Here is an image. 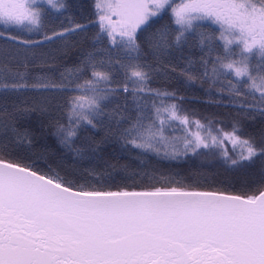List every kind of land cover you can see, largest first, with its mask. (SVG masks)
Segmentation results:
<instances>
[{
    "label": "trees",
    "instance_id": "obj_1",
    "mask_svg": "<svg viewBox=\"0 0 264 264\" xmlns=\"http://www.w3.org/2000/svg\"><path fill=\"white\" fill-rule=\"evenodd\" d=\"M174 2L112 43L96 0L37 4L33 27L0 18V70L30 78L0 88V160L82 193L264 191V49L177 23ZM96 52L107 61L90 68Z\"/></svg>",
    "mask_w": 264,
    "mask_h": 264
},
{
    "label": "water",
    "instance_id": "obj_2",
    "mask_svg": "<svg viewBox=\"0 0 264 264\" xmlns=\"http://www.w3.org/2000/svg\"><path fill=\"white\" fill-rule=\"evenodd\" d=\"M0 264H264V191L82 193L0 160Z\"/></svg>",
    "mask_w": 264,
    "mask_h": 264
},
{
    "label": "rangeland",
    "instance_id": "obj_3",
    "mask_svg": "<svg viewBox=\"0 0 264 264\" xmlns=\"http://www.w3.org/2000/svg\"><path fill=\"white\" fill-rule=\"evenodd\" d=\"M55 0H0V18L6 22L33 27L37 23V4H52ZM99 17L105 24L109 42L118 36L133 35L136 30L173 0H96ZM215 1L218 4H215ZM226 10L222 11V8ZM175 21L188 24L208 21L217 26L223 41L239 45L243 51L264 49V7L253 0H175L172 8ZM90 68H97L107 61L105 54L96 52L86 58ZM237 76L243 75V67H232ZM81 72V68L69 69L60 76V81L69 83ZM23 73L0 70V88L18 89L29 80ZM32 79L37 85L52 86V80L44 76ZM264 92V81L253 83Z\"/></svg>",
    "mask_w": 264,
    "mask_h": 264
},
{
    "label": "flooded vegetation",
    "instance_id": "obj_4",
    "mask_svg": "<svg viewBox=\"0 0 264 264\" xmlns=\"http://www.w3.org/2000/svg\"><path fill=\"white\" fill-rule=\"evenodd\" d=\"M226 10V8L223 7L222 11Z\"/></svg>",
    "mask_w": 264,
    "mask_h": 264
}]
</instances>
